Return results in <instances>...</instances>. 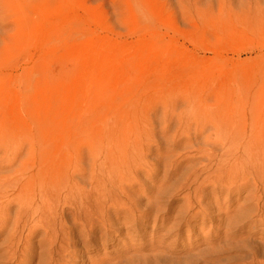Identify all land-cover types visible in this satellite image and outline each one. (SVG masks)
<instances>
[{
	"label": "rangeland",
	"instance_id": "rangeland-1",
	"mask_svg": "<svg viewBox=\"0 0 264 264\" xmlns=\"http://www.w3.org/2000/svg\"><path fill=\"white\" fill-rule=\"evenodd\" d=\"M223 1L0 0V132L27 141L38 126L47 142H70L77 131L104 143L111 128L126 132L149 125L153 142L165 146L175 132L171 124L165 136L160 134L167 110L261 113L264 0ZM154 157L148 158L151 167ZM178 164H168L167 193L158 201L157 221L151 213L148 221L126 229L121 211L108 239L95 232L88 246L80 227L74 228L79 231L72 235V248L78 254L68 260L264 264L262 188L256 195L253 191L252 202L249 188L216 198L207 186L203 198L210 215L201 217L196 210L178 214L180 205L182 212L188 207L182 177L189 163ZM147 175L148 170L139 175L143 185L133 192L145 200L137 199L141 212L165 173L159 171L152 180ZM178 220L180 228L168 233ZM6 233L0 234V264L6 261ZM40 235L29 241L34 249L28 259L18 256L12 264H39L38 254L44 256Z\"/></svg>",
	"mask_w": 264,
	"mask_h": 264
},
{
	"label": "bare ground",
	"instance_id": "bare-ground-1",
	"mask_svg": "<svg viewBox=\"0 0 264 264\" xmlns=\"http://www.w3.org/2000/svg\"><path fill=\"white\" fill-rule=\"evenodd\" d=\"M223 3L221 0L220 4ZM160 121V125L164 124L161 135H166L164 132L171 124L175 130L165 146L153 142L149 125L126 132L111 128L104 143L95 142L91 133L85 139L77 131L70 142H47L38 126L27 141L11 132H0V234L7 231L5 264L14 263L18 256L26 261L34 249L29 241L39 234V242L44 246L41 251L44 256L38 254L39 264H74L75 261L68 260L77 253V248H72V235L79 230L74 228L80 227L82 234H79L88 246L95 232L107 238L113 232L112 227L119 226L117 222L113 224V218L118 219L121 211L126 214L123 228L148 221L151 213L157 221L158 201L167 193L163 183L170 177L168 164L176 161L178 165L189 163L182 177L185 182L182 189L188 191L185 196L188 207L182 212L180 205L178 214L188 215L196 210V215L201 217L210 215L211 209L203 198L207 186L212 187L211 195L216 198L224 191L230 195L249 188L252 202L253 191L256 195L262 188L264 192V111L255 114L253 111L167 110L162 112ZM179 148L181 151L173 156V151ZM161 149L164 151L160 152ZM152 154L155 165L151 167L148 158ZM168 160L167 165H161ZM144 170L149 171L145 178L151 180L159 171L165 176L155 190L153 201L148 199L141 212L137 199L142 195L136 197L133 192L135 187L143 185L139 175ZM13 206L15 210L11 211ZM138 210L141 213L137 217ZM183 218L186 219L185 215L182 221ZM179 226L178 220L166 230L169 233Z\"/></svg>",
	"mask_w": 264,
	"mask_h": 264
}]
</instances>
